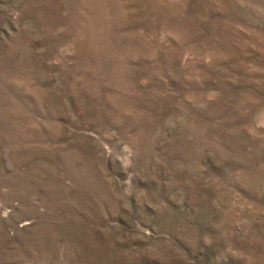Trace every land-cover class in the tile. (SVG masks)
I'll list each match as a JSON object with an SVG mask.
<instances>
[{"label": "rangeland", "instance_id": "obj_1", "mask_svg": "<svg viewBox=\"0 0 264 264\" xmlns=\"http://www.w3.org/2000/svg\"><path fill=\"white\" fill-rule=\"evenodd\" d=\"M0 264H264V0H0Z\"/></svg>", "mask_w": 264, "mask_h": 264}]
</instances>
